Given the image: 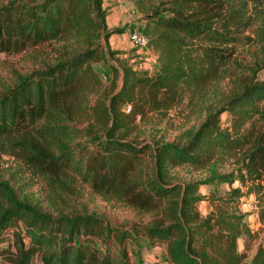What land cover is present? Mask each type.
Masks as SVG:
<instances>
[{"label":"trees","instance_id":"1","mask_svg":"<svg viewBox=\"0 0 264 264\" xmlns=\"http://www.w3.org/2000/svg\"><path fill=\"white\" fill-rule=\"evenodd\" d=\"M132 1L145 22L139 31L158 58L153 73L130 65L131 58L119 60L121 52L110 43L119 30L108 26L104 0H0V52L66 44L54 63L17 74L0 92V144L20 148L27 165L62 191L80 178L105 199L158 215L131 232L95 213L52 217L0 179V243L13 223H22L29 238L12 264H33L36 257L40 264H132L127 241L141 244V237L165 245L169 264H244L247 258L240 241L254 236L251 211L242 207L248 192L233 185L264 190V81L256 79L264 68V11H258L264 0ZM250 3L262 19V65L252 76H237L236 90L211 105L184 142L134 138L148 114L167 116L183 101L203 97L233 58L240 27L251 24L245 19ZM98 63L109 67V84L95 69ZM224 113L230 115L226 125ZM231 159L234 172L213 170L188 183L175 178L178 167L213 168ZM209 184L229 190L200 194ZM203 200L214 205L205 216ZM251 264H264L263 246Z\"/></svg>","mask_w":264,"mask_h":264},{"label":"rangeland","instance_id":"2","mask_svg":"<svg viewBox=\"0 0 264 264\" xmlns=\"http://www.w3.org/2000/svg\"><path fill=\"white\" fill-rule=\"evenodd\" d=\"M105 6L109 14L107 16L108 26H112L115 22L118 23L113 25L115 27L111 29L124 32L127 36L124 40L117 32L110 38L111 47L121 52L119 60L120 58H131L128 61L130 65L136 69L148 70L153 73L158 67L157 55L148 46L144 48L137 47L130 39L132 30H139L145 24L144 21H140L141 15L134 6L133 1L108 0ZM116 7H118L117 12L113 11V8L116 9ZM256 10L257 7L250 3L245 19L250 17L251 24L240 27V33L237 35L238 44L233 58L226 67L220 69L218 79L207 86L203 97L189 104H187L188 101H183L181 105L173 108L167 116L148 114V118L141 123L135 133L137 136L133 135L134 138L138 140L162 139L166 142H184L189 133L197 130L200 124L203 123L211 105L217 106V103L220 104L222 100H226L227 96L236 90L234 81L237 76L243 73L253 75L252 69H257V63L260 62L261 64L263 56L261 43L259 42L262 19ZM258 11H264V6L259 7ZM117 14L119 16L118 21L115 16ZM65 45L62 42H50L36 47H27L17 53L0 52V92L11 84L17 74L26 75L34 70L42 69L45 65L54 63L59 56V52L63 50L62 46ZM95 69L102 80L109 84L111 80L109 67L103 63H98L95 65ZM256 79L264 81V68L257 71ZM229 116V113H224L221 116L223 125L227 124L226 120ZM211 167L195 169L182 166L176 168L174 174L180 183L205 180L210 177L213 170L217 171L218 174L236 171L237 161L235 159L226 160L225 162H219L217 167ZM0 179L7 180L21 200L38 207L52 217L59 216L61 212L65 215H71L74 212L95 213L106 218L113 227L124 226V229L129 232H131L133 226L140 230L145 228L147 224L158 217L154 213L136 211L116 199H105L93 193L80 178L70 179L68 188L63 191L56 185H49L43 177L36 174L27 165L21 149L18 147L13 148L7 141H3L2 145L0 144ZM233 186H242L243 192H248L244 198L257 205L255 211L247 213L250 220H248V223L254 236L252 239L244 237L240 241V251L247 254L244 264H251L258 247H264V212H262V209H264V190L262 193L256 194L254 192L249 193V188L239 182H236ZM228 190L227 184H209L200 188V194L225 196ZM213 209V203L208 200H203L199 204V211L204 216ZM1 240L3 242L0 243V264H12V259L19 253L18 249L22 245L28 246L29 243L28 234L22 223H13L9 229L2 233ZM139 242L141 244L133 239L127 241L132 264H143L146 259H149V256H156L161 260L163 253L166 252L165 245L159 243L152 246L146 237H141ZM40 263L39 257H36L33 261V264Z\"/></svg>","mask_w":264,"mask_h":264},{"label":"built area","instance_id":"3","mask_svg":"<svg viewBox=\"0 0 264 264\" xmlns=\"http://www.w3.org/2000/svg\"><path fill=\"white\" fill-rule=\"evenodd\" d=\"M130 39L137 47H146L148 46V39L138 30L134 29L130 33ZM243 209L248 211H255L257 209V205L253 202L244 200V203L242 205ZM143 264H153L152 262H143Z\"/></svg>","mask_w":264,"mask_h":264},{"label":"crops","instance_id":"4","mask_svg":"<svg viewBox=\"0 0 264 264\" xmlns=\"http://www.w3.org/2000/svg\"><path fill=\"white\" fill-rule=\"evenodd\" d=\"M104 1H105V4H106V2H107L108 0H104ZM119 7H121V6H119ZM117 9H118V7H116V9L113 8V11L115 10V11L117 12ZM108 11H109V9H108ZM108 16H109V14H108ZM115 16L117 17V21H118V20H119V16H118V14L115 15ZM115 24H116V22H115L114 24H112V26H110V28L115 27V26H113V25H115ZM117 24H118V23H117ZM117 24H116V25H117ZM119 35H120L121 37H123L124 40H125V37H127V36H125L126 33H124V32L120 33ZM145 261L152 262L153 264H169L168 261H167V259H166V255H165V253H163V255H162V259H161V260H160L159 258H157L156 256H149V259H146Z\"/></svg>","mask_w":264,"mask_h":264}]
</instances>
